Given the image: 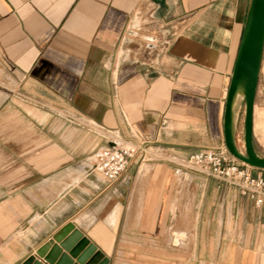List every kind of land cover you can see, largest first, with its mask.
I'll return each instance as SVG.
<instances>
[{
	"label": "crops",
	"instance_id": "1",
	"mask_svg": "<svg viewBox=\"0 0 264 264\" xmlns=\"http://www.w3.org/2000/svg\"><path fill=\"white\" fill-rule=\"evenodd\" d=\"M249 3L0 0V101L10 106L8 75H21L38 99L65 104L122 139L148 138L153 154L110 181L80 159L76 136L67 140L54 116L52 131L41 130L37 146L22 148L20 167L0 165V264L30 256L50 264L38 250L68 223L108 264H125L124 252L142 235L155 237L157 248V235L175 233L195 235L200 264H264V205L186 165L191 154L225 143L226 97ZM142 25L157 38L154 47L130 39ZM260 101L264 50L253 117L264 156L256 135ZM252 171L264 176L262 168ZM175 195H194L193 228L188 214L174 219ZM83 251L72 257L62 248L72 264L90 263L93 255L78 262Z\"/></svg>",
	"mask_w": 264,
	"mask_h": 264
},
{
	"label": "rangeland",
	"instance_id": "2",
	"mask_svg": "<svg viewBox=\"0 0 264 264\" xmlns=\"http://www.w3.org/2000/svg\"><path fill=\"white\" fill-rule=\"evenodd\" d=\"M142 23L143 21H141ZM130 33L129 37L134 41L148 40L151 43L158 41L157 38L152 37V32H145L143 25L140 29L133 27ZM129 44L134 46L136 43L127 42V45ZM1 79L0 77V99L2 95L5 96V93L1 92V90L5 92V89H2V85H5V77L4 81ZM8 81L10 82L8 85L13 88V101H8L11 104L7 107L5 101H0V103L3 102L0 105V165L8 162L9 164L13 163L15 169L20 167L23 160L22 148L37 146L39 132L43 129L52 131L55 124L56 129L61 127L67 140L73 135L76 136L74 142L79 147L80 159L93 164L91 168L94 167L95 153L105 146V140L129 141L120 138L117 132L104 130L96 123L85 121L81 115L76 114L65 104L60 105L43 97L38 99L37 96L40 92L36 91L34 85L23 79L21 75L10 73ZM238 107L240 109L237 114V137L239 145L244 148L245 103L243 99L239 100ZM257 113L259 115L256 120L257 147L264 151V101H260ZM54 116H58L61 121L54 124ZM45 120L46 122H44ZM52 135V132L50 135L48 134V136ZM42 140L40 139V141ZM152 155L147 151L144 161H149ZM24 156L27 158L28 155ZM29 157L32 160L36 155L31 154ZM142 158L144 156L140 158V162H142ZM196 207L197 201H195L194 195L187 197L175 195L174 219H182L176 217L181 213L188 214L190 218L186 217L185 219L193 228ZM139 238L138 244H133V248L124 252L125 264H200L197 259L199 254L193 249L196 241L194 234H159L156 240L157 248H151L155 237H152V241L150 235H142Z\"/></svg>",
	"mask_w": 264,
	"mask_h": 264
},
{
	"label": "water",
	"instance_id": "3",
	"mask_svg": "<svg viewBox=\"0 0 264 264\" xmlns=\"http://www.w3.org/2000/svg\"><path fill=\"white\" fill-rule=\"evenodd\" d=\"M154 47V43H150ZM264 50V0H250L242 39L239 45L231 81L227 92L224 111V142L229 152L238 160L256 168L264 169V156L255 147L253 117L257 94L260 67ZM243 99L244 109V152L237 137V114L239 100ZM70 234L65 239L67 234ZM57 243V244H56ZM60 243V244H58ZM62 248L70 252L72 257L78 256L79 263L85 262L93 255L88 264H108L109 259L98 251L89 239L68 223L56 233L48 243L38 250V254L50 264H72L71 259ZM22 264H43L30 256Z\"/></svg>",
	"mask_w": 264,
	"mask_h": 264
},
{
	"label": "built area",
	"instance_id": "4",
	"mask_svg": "<svg viewBox=\"0 0 264 264\" xmlns=\"http://www.w3.org/2000/svg\"><path fill=\"white\" fill-rule=\"evenodd\" d=\"M149 142L145 137L136 141L111 140L95 153L94 169L110 181L118 180L138 158L147 153ZM186 165L237 187L242 194L249 195L257 206L264 205V176L254 174L252 166L235 158L225 143L191 154Z\"/></svg>",
	"mask_w": 264,
	"mask_h": 264
},
{
	"label": "bare ground",
	"instance_id": "5",
	"mask_svg": "<svg viewBox=\"0 0 264 264\" xmlns=\"http://www.w3.org/2000/svg\"><path fill=\"white\" fill-rule=\"evenodd\" d=\"M143 36V35H142ZM153 37V36H152ZM148 39V38H147ZM151 40H152V38H151ZM146 41V40H145ZM148 41V40H147ZM148 42H150V41H148ZM152 43H154V42H152ZM243 111V110H242ZM240 119H241V117H240ZM240 123V122H239ZM239 129V128H238ZM241 150L244 152V148H241ZM207 264V263H206Z\"/></svg>",
	"mask_w": 264,
	"mask_h": 264
}]
</instances>
